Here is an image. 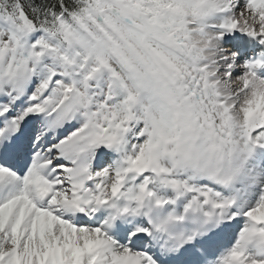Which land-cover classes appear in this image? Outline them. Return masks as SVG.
<instances>
[{
    "label": "snow or ice",
    "instance_id": "obj_1",
    "mask_svg": "<svg viewBox=\"0 0 264 264\" xmlns=\"http://www.w3.org/2000/svg\"><path fill=\"white\" fill-rule=\"evenodd\" d=\"M0 264H264V0H0Z\"/></svg>",
    "mask_w": 264,
    "mask_h": 264
}]
</instances>
